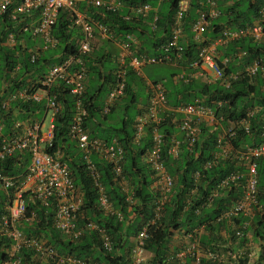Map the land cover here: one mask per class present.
Returning <instances> with one entry per match:
<instances>
[{
	"label": "trees",
	"instance_id": "1",
	"mask_svg": "<svg viewBox=\"0 0 264 264\" xmlns=\"http://www.w3.org/2000/svg\"><path fill=\"white\" fill-rule=\"evenodd\" d=\"M117 1L121 3V7L114 12L90 6L85 8L83 5H78V9L81 12L85 11L84 13L90 19L105 25L115 38H121L126 33L135 35L137 39L141 38L137 53L159 54V46L168 37L172 12L179 0ZM204 2L205 0H189V9L183 16L185 35L188 33V24L194 19L196 9L200 7V3ZM261 2L262 0H217L216 7L219 15L208 27L210 34L207 38L211 40L222 26L225 29L237 30L250 25L256 19ZM142 3H147L156 10L154 31L144 29L143 18L130 16L128 8ZM68 27L67 14L59 12L50 32L56 43L53 47L42 50V44L38 39L31 38L28 33L18 32V25L6 18L0 19V124L5 135L9 133L13 121L31 117L38 120L36 115H43L45 108L42 102L35 104L16 101L10 103L6 109L2 108L1 103L5 97L16 90L24 88H29L31 91L37 90L38 81L47 69L57 63L63 55L75 52L73 36L76 33ZM8 34H12L14 41L10 48L5 45ZM37 41L40 43L38 46ZM206 43L207 40L196 44L186 35L184 42H180L183 48L180 62L186 64L194 62L198 46ZM48 49L52 50V55L42 54ZM31 51L35 54L33 62L29 61ZM219 51L220 57L230 59L228 65L222 68L223 76L236 71L240 73L237 79L231 81L226 88L219 81L200 83L198 89L190 82L181 83L180 86L173 88L174 91H167L164 87L168 94H166L167 104L175 107L193 103L196 99L201 100L202 104L208 106L216 117L221 118L219 122L221 130L228 128L230 124L236 129L240 120H244L247 124L246 133L242 129L236 130L235 136L230 140L233 149L258 144L262 141L264 132V40L253 42L242 38L227 43ZM238 53L243 54L237 56ZM89 56L90 53L83 59L86 70V86L81 96L85 111L83 126L90 138L103 142L115 140L122 148V175L129 187L133 203L128 207L125 194L112 180L109 164L91 155L90 162L97 174L96 183L108 197L112 208L121 214V220L113 215L104 214L98 209L97 186L86 170L81 152L68 136L75 99L62 83H56L48 93L55 98L61 109L53 117L52 139L46 150L48 153L56 151L59 153V160L67 166L73 185L80 194L81 203L76 227L82 232L74 240L61 235L52 227L54 209L52 201L50 200L46 205L35 200L28 202L26 192L22 193L26 199L25 216L29 217L32 214L33 220L30 223L21 221L18 230L25 237L44 241L57 256L69 255L87 261L89 264H130L126 247L127 239L130 236L133 237L142 227L147 231V238L144 240L142 249L151 254L150 259L142 264H177L176 261L167 260L171 254L168 250H170L172 236L175 233L181 236L189 233L193 235L196 230H201L195 236L198 249L204 254H212L213 258L201 256L198 264H248L247 254L239 255V251L249 243V240L254 241L259 248L257 258L251 264H264V157L255 160L256 203L251 208V214L220 219L219 217L240 198L243 180L240 179L235 186L231 185L219 192L209 205L203 204L205 197L221 178L232 171L243 173L244 169L230 160H218L208 168H204L217 151L218 133L215 129L206 127L200 128L198 138L190 151L181 144L177 157H170L164 149L176 129L170 123V118L165 117L159 126L163 136L160 161L173 181L159 218L149 223L154 218V207L159 192L158 188L154 187L153 172L144 161L150 144L149 135L146 133L136 145L131 142L132 122L138 113L136 104L139 99L138 94L131 87L137 85L138 77L130 71L127 72L123 97L115 101L106 114H102L101 101L113 81V69L101 77L97 66L100 60L97 61L96 57ZM216 61L218 63V60ZM253 62H257V68H259L253 76H246L244 69ZM218 102L219 106H217ZM130 111H132L131 116ZM108 122L112 124L103 129L104 124ZM98 127H101V130H98ZM180 137L179 134L178 138ZM28 160L26 153L23 155L14 153V156L0 163V172L3 175L17 177L25 170ZM195 173L198 174L197 180L194 179ZM5 201L6 198L0 194V215L5 213L3 203ZM129 214L136 219L130 231L127 230L130 226L125 223ZM87 222H92L109 236L111 240L109 252L101 248L97 233L84 229ZM235 231H240L242 236L235 237ZM245 234L249 235V239L245 237ZM9 246L10 242L0 237V264L8 260L5 250ZM16 257L20 264H39L40 261L31 249L26 248L20 249ZM189 261V257L185 258L184 264Z\"/></svg>",
	"mask_w": 264,
	"mask_h": 264
},
{
	"label": "built area",
	"instance_id": "2",
	"mask_svg": "<svg viewBox=\"0 0 264 264\" xmlns=\"http://www.w3.org/2000/svg\"><path fill=\"white\" fill-rule=\"evenodd\" d=\"M162 1V0H159ZM216 0H205L200 3V9L196 10V18L191 24L193 38L196 39L210 26L217 18L219 12L215 9ZM80 3L89 4L92 8H101L105 11L114 12L121 7L117 0H0V19L6 18L11 23L18 25V32L28 33L31 38L38 39L44 50L53 47L56 40L50 35L51 28L59 12H65L69 20V27L76 33L73 36L75 52L63 55L62 58L52 65L38 81L39 88L32 90L24 88L10 93L2 100V108L6 109L12 102H28L44 104V112L40 120L27 118L12 122L8 134L2 132L0 124V163L5 159L14 156V153L28 156V163L25 170L17 177L3 175L0 172V194L6 201L4 203L5 213L0 215V237L6 238L10 246L6 249L8 260L2 264H20L16 257L22 248L31 249L35 257L44 260L48 264H89L82 259L65 255L57 256L53 249L46 245L44 241L25 237L19 230L21 221L31 222L33 215L25 216V207L28 202L38 201L46 205L50 200L54 205L52 215V227L64 237L77 239L82 230L76 227V218L79 214L80 194L75 189L67 166L58 158L59 153H48L53 132V117L61 109L53 96L49 95V90L56 84L62 83L68 93L74 97V112L68 126V136L81 152L86 164V170L96 184L98 189L97 207L107 215H113L121 220V214L114 210L108 197L102 188L96 183L97 174L90 156L95 155L99 160L109 164L112 180L117 184L120 191L125 194V202L132 204L129 187L122 175V148L115 140L103 142L99 139L90 138L83 126L85 111L82 107L81 96L86 86V70L83 59L91 52V40L96 36L99 39L109 40L116 44L118 52L115 56V67L112 71L113 81L107 91L106 99L101 107V113L106 114L115 101L122 98L125 90V80L128 71L136 76L142 75V68L146 65L166 64L173 59L178 60L183 50L180 45L182 37L183 13L186 4L177 1L173 9L168 37L164 43L160 44L157 55H136V38L133 34L126 33L121 38L111 35L107 27L90 19L86 14L78 9ZM152 7L147 3L131 5L128 10L130 16L146 18ZM127 19V17H126ZM156 16L149 22L151 31L156 26ZM242 38L250 39L253 42L264 40V0L257 10L256 19L248 26L237 30L221 28L218 35L207 44L198 46L196 60L188 63V68H198L199 74L204 82L212 83L219 81L225 88L231 81L237 79L239 72L230 73L223 76V70L228 65L229 57L217 55V47H223L227 43ZM8 42H12V34H8ZM172 52V53H171ZM172 54V55H171ZM243 53H238L241 56ZM35 54H29V61L33 62ZM218 60V63L217 61ZM257 62L245 67L246 76H253L257 68ZM190 76H187L188 80ZM180 81L183 77L179 78ZM146 102L138 108V113L132 122L133 136L132 144H138L147 133L150 138L144 161L149 165L155 178L154 187L158 188L159 197L155 202L154 218L149 222L153 223L159 218L163 205L167 201V194L172 186V178L166 173L160 161L163 147V136L159 131L160 124L165 117L170 118V123L174 125L180 138L172 136L167 147L164 149L167 155L176 158L179 154L181 144H184L188 151L196 142L200 128L206 127L218 131L216 145L217 151L213 154V159L208 161L204 168H208L218 160L235 161L239 167L244 169L243 173L232 171L221 178L210 193L205 197L204 205H209L211 200L219 192L234 185L240 179L243 180L240 198L219 218H229L234 216H248L251 208L256 203V165L255 160L264 157V132L262 141L258 144H249L238 149H233L230 140L235 136L236 130L247 132V124L244 120L239 121V126L234 129L230 124L228 128L221 130L220 120L212 110L196 99L193 103L180 104L171 107L167 104L166 90L161 82H149L146 84ZM219 102L217 106H219ZM48 115L47 125L43 121ZM252 112V111H251ZM198 174H194L197 180ZM26 192V199L22 193ZM85 230L97 233L100 246L104 251L111 250V240L109 236L92 222H87ZM201 230L189 233L186 237L190 240L187 248L170 254L167 260L183 259L185 255L198 264L201 256L213 258L212 254L202 252L198 249L196 233ZM146 229L140 228L133 238V245L129 250L130 264H142V246L147 238ZM235 236L240 237V232H235Z\"/></svg>",
	"mask_w": 264,
	"mask_h": 264
},
{
	"label": "crops",
	"instance_id": "3",
	"mask_svg": "<svg viewBox=\"0 0 264 264\" xmlns=\"http://www.w3.org/2000/svg\"><path fill=\"white\" fill-rule=\"evenodd\" d=\"M180 1H183L184 4H186V9H185V12H186L189 9V0H180ZM216 1H215V9L217 10V7H216L217 6V3H216ZM79 5H83L85 8L90 6L89 4H86V3H80ZM155 11H156L155 8L152 7L151 11L148 14V16H151V18H147L148 17L147 16L146 18H143L142 19V24L144 25V29L145 30L151 31L150 30V27H149V22L151 21L152 17L155 16L154 15ZM84 12H82V13H84ZM184 13H183V16H184ZM195 18H196V11H195V15H194V19ZM193 20L191 21L190 24H188V33L186 34L187 36L190 37V39H191L192 42H194V43L197 44V43H202L203 41L207 40V43H208L209 41H212L218 35V33H217L216 36H214L211 40H209L207 37L210 34L209 33L210 32V30H209L210 28H207L203 32L202 35H200L198 38L194 39L193 38V34L191 32V28H190ZM214 20H216V18ZM214 20L212 22H214ZM183 25H184V21H183ZM183 25H182V37L180 39V42L181 41L184 42V39L186 38V35H185V32H184V26ZM223 27L224 26L220 27L219 30L221 28H223ZM135 38H136V36H135ZM7 39H8V35H7L6 40H5V45L10 48L13 45V43H14L13 37H12V42L11 43L8 42ZM136 41L137 42H136V48H135V53L134 54H136V55L137 54H140V55H151L150 53H148V54H146V53H137V49H138V47L141 44V38L140 39L139 38L138 39L136 38ZM90 43H91V52H90V56L89 57H92L93 56V57H96L97 61L100 60V62L97 63V66H98V70L101 72L100 75L102 77L103 75L106 74L107 71L114 69V67H115V56H116V54L118 52V47L113 42H111L109 40H103V39L101 40V39H99L96 36L91 40ZM39 44H40L39 41H37L36 42V45L38 46ZM144 46H145V44H144ZM220 48H222V47H217V50H216L217 51V55L220 54V51H219ZM48 51L49 50H47L45 52H42V54H45ZM51 53H52V50H51V52L49 54H46V56L47 55H52ZM158 53H160V51ZM58 57H59V55L57 56V58ZM54 58H56V56H54ZM111 64L113 65V67L112 68L108 67V65H111ZM166 64H168L170 66H173L176 69H178V72L177 73H174L170 77V79L173 82L172 84L177 85L178 83H189V82L192 83V84H195L196 82L199 83V84L200 83L201 84H208L207 82H204L203 81L202 77L199 74L198 68H188L187 67V64L184 63V62H180L179 59L178 60L173 59L171 62L166 63ZM234 73H236V71ZM187 76H190L188 80L186 79ZM137 77H138V80H139L138 83H137V85L131 87L135 93H138V89L139 88L142 91L141 97L138 96L139 99H138V103L136 104V109H138L140 106H143L145 104V102H146V91H147L146 90L147 89L146 88V84L147 83H149V82H161L163 84V86H164V82L163 81H150V80H147V79L143 78L142 75L140 77L139 76H137ZM180 77H183V80H187V81L186 82H184L182 80L180 81V79H179ZM167 91H169V90H167ZM167 91H166V94H167ZM106 95H107V93H106ZM105 99H106V96L102 99L101 104L104 103ZM117 104H116V106H117ZM41 118H42V116H41ZM98 121L100 122V120H98ZM111 124H112L111 122L105 123L104 126H103V129H104L105 126L111 125ZM98 130H101V127H98ZM173 136L176 137V138L179 137V134H178L177 130H175ZM96 159H98V158L96 157ZM133 220H134L133 215L132 214H129L128 217H127V220L125 222L126 225L128 224L129 226H131ZM127 230L130 231V229H127ZM133 238H134V236L133 237L130 236L127 239L128 242L126 244L127 245L126 247H127L128 253H129L130 248L133 245ZM246 238L249 239V235H247ZM189 241L190 240L186 236H183V235L181 236V234L175 233L172 236V238H171L170 250H168L169 253L174 254L176 251L185 250L187 248L188 244H189ZM175 248H177V250H174ZM240 250H242V252L239 251L241 255L243 253H246L247 254L248 264H251V263H253L255 261V259L257 258V254L259 252V248H258L257 244L254 241H250V240H249V243H247L244 246V248L243 249H240ZM142 257H143V262L142 263H144V262H146V261H148L150 259L151 254H149L148 252H145L144 251V252H142ZM187 257H188V255H185L183 259H180V260L177 259V260H172V261H176L177 264H184V259L187 258ZM38 260H40L39 261V264H46L45 261H43V260H41L39 258H38ZM187 264H195V263L192 262V260L190 259L189 263H187Z\"/></svg>",
	"mask_w": 264,
	"mask_h": 264
},
{
	"label": "rangeland",
	"instance_id": "4",
	"mask_svg": "<svg viewBox=\"0 0 264 264\" xmlns=\"http://www.w3.org/2000/svg\"><path fill=\"white\" fill-rule=\"evenodd\" d=\"M49 51L46 54H49L51 52L50 49H48ZM108 67L112 68L113 65H108ZM178 69H176L173 66H170L168 64H155V65H146L142 68V76L143 78L150 80V81H163L164 82V87L166 88V90L169 91H174L173 88L176 86H180L181 83H178L177 85L172 84V80L170 79L171 75H173L174 73H177ZM200 86L199 83H195V88L198 89V87ZM138 96L141 97L142 91L139 88L138 89ZM168 95V94H167ZM50 113L48 112L44 121H43V125L46 126L47 122H48V115ZM132 111L129 112V115L131 116ZM38 120H40L41 115H37L36 116ZM136 223V219L133 220L131 226L129 227L130 230L133 229V226Z\"/></svg>",
	"mask_w": 264,
	"mask_h": 264
},
{
	"label": "clouds",
	"instance_id": "5",
	"mask_svg": "<svg viewBox=\"0 0 264 264\" xmlns=\"http://www.w3.org/2000/svg\"><path fill=\"white\" fill-rule=\"evenodd\" d=\"M232 206V205H231ZM239 216V215H238ZM241 216V215H240ZM235 217V216H234ZM230 218V217H229ZM227 219V218H226ZM235 232H240V231H235ZM235 232H234V236H235ZM240 234H241V232H240ZM248 234H245V237L247 236ZM241 236H242V234H241ZM240 236V237H241ZM235 237H237V236H235ZM240 237H237V238H240ZM240 252H242V250H240ZM5 253L7 254V256H8V253L6 252V250H5ZM239 255H241L240 253H239ZM44 261V260H43ZM46 264H48L47 262H45Z\"/></svg>",
	"mask_w": 264,
	"mask_h": 264
}]
</instances>
